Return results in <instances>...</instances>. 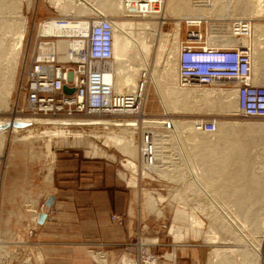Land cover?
<instances>
[{"label": "bare ground", "instance_id": "6f19581e", "mask_svg": "<svg viewBox=\"0 0 264 264\" xmlns=\"http://www.w3.org/2000/svg\"><path fill=\"white\" fill-rule=\"evenodd\" d=\"M49 1L58 11L66 12L67 14H64L62 17L51 18L50 20L44 21L41 24L39 34L40 36L58 38L55 43L58 52L61 54V59L64 60L69 58L70 49H78L84 45L86 41L85 38L89 35L91 30V18L101 16L113 20L115 26L114 59L110 68L109 66L107 68L108 71L106 77L111 74L109 69L113 71L115 61L117 68H123V72H121V74L119 73V76L112 77V81L116 78V84L113 83L114 91L116 93H123L132 96V102L136 104L135 110H132L134 114L139 113V102L142 98L140 95L143 92L142 90L144 86L148 84V82H151L154 85L167 114L176 113L178 108L184 109V106H186V103L189 102L191 97L199 93H202L205 97H208L212 93L219 95L218 99L209 100L210 103H212L211 106H213L215 110L226 111L229 113L232 111H239L237 90L234 86H231L229 80L220 79L214 81L212 84L214 85L218 81H223L222 83H225L227 89L189 88L182 87L177 82L178 51L179 39H181L182 22H193L194 20L192 19L199 18L198 16H231L208 17L209 19H229L230 22L225 24L228 30L219 37L215 31L209 30L207 34V43L220 46H233L238 42H241L244 45L249 46L252 54L253 83L256 85H264V23L260 22L263 21L262 18H264V0H100V3H98L97 0ZM30 2V0L29 3L27 2L29 7L31 6ZM20 3L21 0H0V101L4 98L3 104L8 107L12 100L15 88L16 74L18 72L28 26V17L21 13V4L23 2ZM233 6L234 8L239 6V9L236 8L238 10L234 9L237 12H234L233 9L231 10ZM225 7L226 9L223 10H226L227 12L220 13L222 8ZM120 12H125V14H129V16L139 14H144L143 16H145L146 14L149 15L151 13L159 16L160 23H162L163 20H166L169 16L180 17L179 22H175L173 44L171 45V49L168 50L169 52L167 55L165 52L169 40L168 33H161V31L160 41L159 34L156 31L151 32L152 26H157V23L151 24L147 22L121 21L109 17L110 14H119ZM72 13H74L73 16ZM87 14L90 16H88L86 20ZM185 16H187V18H185ZM246 16H248V18ZM242 18L251 21V36L238 38L233 33L231 34L229 29L232 27V20ZM202 19H204V17ZM158 41H160V43ZM157 42L159 43L156 48V50L158 49L157 62L160 65V62H163L161 78H158L157 76V68L154 69V71L151 64V54L153 52V45L151 43L156 45ZM50 43L52 46H49L48 49L53 53L59 54L56 51V46H54V41ZM50 43L44 44L47 45ZM42 51L43 49L41 47V54L42 56H45ZM50 54L51 53H49V55ZM8 66H10L11 69H8ZM7 69L8 73L9 70L11 71V76L9 75V79H5L4 82V80H2V77H4L3 74H5L3 73V70L6 71ZM113 74H115L114 71ZM5 78H7V76ZM2 82H4V84ZM190 87L206 86L194 85ZM145 95L147 94L144 91V99ZM128 116L132 115H122L119 118L116 116H106L101 114L86 117L41 118L30 116L31 118H23L27 116H15L13 119H0V162L4 157L3 148L5 144V133L7 130H12L18 135L24 133L34 135L36 137H32L40 139L45 136L50 138L55 137L56 131H53L55 128H63L67 131L80 130L82 132L86 130V128H94L97 130L102 127L108 130H105L108 134L109 132H114L112 136L116 138L117 143L120 144L122 150L134 154L135 147L131 144V139H135L138 129H143L145 133L148 132L152 136L153 147L157 152L155 154L156 163L161 165L162 163L160 162H165V165H163L167 167V161L170 160V165L172 166L173 171H178L175 174L180 173L178 175L183 177V181L184 177L188 178V185H184L186 187L183 189L184 192H194V196L195 193L197 195H203L206 204L204 202L202 204L205 206L207 205L206 207H208V211L210 209L209 212H206V216H210L209 218H211V220H209L211 221L210 224L213 228H210V234H204V237H207V239L204 238V240L206 239V241L209 240L211 242H216V234L219 232L221 234V236H219L221 241L234 240L246 244L247 251L244 250L240 252L237 257L235 255L231 257L223 251H220L219 248L214 249V259L216 258V260L208 258L206 263L258 264L259 260L258 262H253L254 260H252L258 258L261 259L260 264H262L263 249L261 238L264 236V214H262L264 212L259 210L263 206L257 205L253 200L260 196L264 197V179H262L264 174L249 171L253 167L255 161L249 148L264 146V126H261V124L257 126V124L256 126L251 127H240L238 122H217V129L212 133H208L200 129L201 124L205 121L183 122L177 121L169 115L165 119H149L145 116H141L137 119L108 120L123 119ZM135 116L136 115H133L132 117ZM36 125L43 127V129L33 128ZM198 134H200L201 137L196 139ZM185 136L190 143V146L188 147L185 145ZM34 138L31 139L34 140ZM111 139L113 140V138ZM29 143H32V140ZM141 148L142 146L140 145V151ZM53 160L55 161V155ZM140 161L142 164L141 159ZM124 165L126 168L136 170V165L133 161H124ZM151 165L152 164L148 163L145 165L143 163L142 167L149 171ZM164 166L161 165V168H159L161 169V172L166 173V171H163L167 170ZM157 167L158 166H156V168ZM53 168V164L49 165L47 168L48 181H52ZM143 168L141 169L144 173ZM146 174L151 175L150 173ZM122 177L126 180V174H123ZM175 177L174 179H177L176 181H178L179 179L177 176ZM170 179L172 180V177ZM207 184H209L211 188ZM147 193V197L144 200L145 206L160 215L162 212L161 209L158 208V202L155 196L149 192ZM223 197L224 202H221L220 199ZM225 203H228V207L230 208L234 207L236 211H229ZM257 206L260 208L256 210ZM45 208H48V206ZM253 208L255 211H250ZM183 209H176V216L181 217L184 221H188L192 228L193 236L197 239L198 235L201 234V231L196 229V227L200 228L203 224L193 216L189 218L185 217L184 212L182 211ZM205 211H207V209H205ZM40 214L41 212L39 211L37 222ZM235 214L240 217L242 216L240 220H242L243 216H247V220H251V225H256L255 233L258 231L260 233L259 235H261L260 239L256 236L259 240L249 234L245 229L244 223L239 222ZM251 225L248 223V226ZM173 228V232L177 233L180 231L178 228H175V225ZM153 241L156 240L153 239L148 242ZM90 253L91 255H100V258L105 259V261H103L104 264H110L108 259L105 258V254L101 251H92ZM0 255L4 260L3 262L8 261L9 258L13 257V253L7 249L2 241H0ZM165 255L168 258L175 259L177 262L176 256H171V254L168 253H165ZM133 258L134 257L130 255L126 256L124 259L125 262L122 260L121 264L122 262L123 264H129L133 261Z\"/></svg>", "mask_w": 264, "mask_h": 264}, {"label": "rangeland", "instance_id": "374dc122", "mask_svg": "<svg viewBox=\"0 0 264 264\" xmlns=\"http://www.w3.org/2000/svg\"><path fill=\"white\" fill-rule=\"evenodd\" d=\"M30 1H31L30 7L28 6L29 0H23V1L21 0V3L22 2L23 3L22 4L20 3L22 6L21 13H23L24 15L28 17L27 32L25 34L20 64H19L18 72L16 74V82H15V88H14L13 95H12V100L8 107V106H5V104H3L4 98L3 100L1 99L2 101H0V119H3V118L13 119L15 116L20 117V115L19 116L14 115V111H13L15 107V103L18 98V88L20 85V79H21L24 68L26 66L28 67L32 57L34 55H37L40 52V47L38 46L39 42L41 40L42 41L54 40V46H56L55 42L58 40L57 37H52L53 39H43V38L38 39V37L40 36L39 30H40L41 24L46 20H50L51 18L62 17L64 14H67L66 12H60L56 8H54L49 0H30ZM97 2L100 3L101 1L97 0ZM236 8L239 9V6H236L235 8L233 6L231 10L232 9L234 10ZM223 9H226V7L222 8V10ZM222 10L220 13L227 12L226 10L225 11L224 10L222 11ZM234 12L236 11L234 10ZM73 14L74 13H72V16ZM142 15L144 14H139V16H142ZM149 15L146 14L145 16L147 17L144 20L127 19L129 15L125 14V12L124 13L120 12L119 14H110L109 17H112V18H115L121 21H133V22H142V23L147 22L151 24L157 23L156 24L157 26H154V27L152 26L151 32L156 31L159 34L160 41H161V34H160L161 31H162L161 33L169 34L168 46L165 52V54L167 55V53L169 52L168 50L171 49V45L173 44V35H174L173 32L175 28V22H179L180 17H177V16L170 17L169 16L168 18H166V20H163L162 23H160L159 21L160 18L158 15H154V14H151L150 16ZM88 16L90 15L87 14L86 20ZM218 16L226 17L227 15L226 16L218 15ZM218 16L203 15V16H198V17H201V18L204 17V19H209L208 17L213 18V17H218ZM246 17L248 18V16ZM185 18H187V16H185ZM262 19L263 21H260V22L264 23V18ZM189 28L190 27H188V25H186L185 22H182V30H181L182 40L186 39L187 31ZM204 28L205 27H203L202 30H204ZM160 41L158 42L160 43ZM158 42L156 43V45L151 43L153 45V48H152L153 52L151 54V64H152L153 70L157 68L156 70L157 76L158 78H161V70H162L163 62H160L161 65L157 62L158 49L156 50V48H157V45H159ZM49 46H52V44L50 43L47 45L45 44L41 45L43 49L42 51L43 54L49 55V53H52V51L48 49ZM56 51L58 52L57 46H56ZM58 55L61 59V54L59 53ZM61 60H64V59H61ZM114 65H113V71L115 72V74L112 73V77H115V76L117 77L119 76V73L121 74V72H123L122 70L123 68L122 67L121 68L119 67L120 69L117 68L116 61ZM10 66H8V69H11ZM8 69L6 71L3 70V73L5 74H3L4 77H2V80H4V82H5V79L8 80L9 79L8 77L11 76V71L9 70V73L7 72ZM5 75L7 76V78H5L6 77ZM108 78H111L110 74L107 75V79ZM115 79L113 83H115ZM4 82L2 83L4 84ZM222 82L223 81H218L216 82V84L208 85L206 87H189V88H199V89L226 88L227 89V87H225L226 86L225 83L223 84ZM142 91L143 92L140 95L142 96V98L140 99V102H139V105H140L139 113L136 114L135 117H132L133 116L132 115V116H128L123 119H108V120L112 121V120L137 119L138 117H141V116H145L149 119H165L169 115L173 119L177 121H183V122H204L205 120H212V121H215L216 123L217 122L218 123L219 122L220 123L222 122H230V123L236 122L237 123L238 122V124H240V127H245V126L251 127V126H256L257 124H258L257 126H259V124H261V126H264V118L245 117V116H242L238 110L237 112L232 111L231 113L226 112V111L215 110L213 106H211L212 103H210L209 100L218 99V96H219L218 94L212 93L208 97H205L204 95H202V93L201 94L199 93L200 95L197 94L191 97L189 102L186 103V106H184V109L178 108L176 110V113L167 114L164 110L163 104L161 103L160 97L154 85L151 82H148V84L144 86ZM144 91L147 94L145 95V99L143 96ZM31 117L27 116L23 118H31ZM33 117L49 118V117H44V116H33ZM33 128L43 129V127L39 125H36ZM216 129H217V125H216ZM105 130L106 129L102 127H100L97 130L94 128H91V129L86 128V130H84V131H87L88 133H90L91 131H93V133H96L98 136L97 139L92 136H83L82 138H73V137L72 138L70 137L50 138L48 136H45L44 138L38 139V138H34L36 137L34 135H29L26 133L18 135V134H15L14 131L12 130L6 131L5 144L3 148L4 157L2 158L0 162V229H1L0 241L5 242L6 245L9 246L7 249H9L13 253L14 257L9 258L8 261L3 262L4 260L2 256L0 255V264H8V263L10 264L11 262L12 264H21V262H23L25 255L20 254V251H26V249H23V250L19 249L13 246L14 244H9L8 241H14L18 239L23 240V239H28V238L23 233L17 232L16 234L14 231L15 230L14 226L21 225L22 227H25L24 229H28L27 228L28 225H31V224L33 225L37 223V215L39 212L37 211V208L39 209L42 207L44 209L46 207V201L49 199V197L47 198L48 193L47 194L45 193V180L49 179L47 177V173H48L47 168L49 167V165H52V163H54L53 166L55 165V168H54L53 175L55 179V186H57V182H56L57 165L59 164L61 160H63V157H70V156L80 157V158H84V159L91 160V161H96L97 166H99L102 171V175L109 173L110 171H112L114 174L116 173L118 178L122 181V187L124 186L126 189H128L129 191L131 190L136 194V201H135L136 208L140 210L141 219H139L140 221L136 229L134 243L138 240L139 236L137 233L140 230L139 229V227H141L140 225L145 224L146 226L144 228V231H146V233H144L142 237L146 239L147 241H152L153 239H157L158 238L157 234L160 233L162 238H165L169 242L191 243L194 245H200V246L207 248L205 250L208 253L206 260H208V258L214 259V249H217V248H219L220 251H223L225 254L231 257L234 255L237 257L240 252L244 250L247 251V247L245 246L246 244L244 242L234 241V240L232 241L226 240L227 242L224 240L221 241V238L219 237L221 236V234L219 232L216 234L217 236V239L215 238L216 242H211L209 240H208L209 242L206 241L207 237H204V236L207 233L211 232V229H213L210 224L211 222L210 221L211 218H209L210 216H206L207 215L206 212H209L210 209L208 211V207H206L207 205L205 206L204 204H202L203 202L206 204V201L204 200L203 195H200V194L197 195L195 193V196H194L193 194L194 192L193 193H187L186 191L184 192L183 190L185 187L184 185L185 184L188 185L187 183L188 178L184 177V181H183V177H180L178 175L180 173L175 174L178 171L177 170L176 172L173 171V168L170 165V160L167 161V164H166L168 165L167 167L164 166L165 162L164 163L160 162L162 163L161 164L162 166L167 168V170H163L164 172L166 171V173L161 172V169H160L161 165H158L156 161L153 162V164L149 167L150 169L149 171L145 170L142 167V164L140 163L141 162L140 161L141 159L140 139H141V134L143 132V129L142 130L138 129L136 132L135 139H131V144H133V146L135 147L134 154H131V153H128L122 150L120 148V144L117 143L116 138L112 136L114 132L112 133L109 132V134L111 133L109 135L108 132H106L108 130L106 131ZM53 131H56L61 134L63 132L74 133L80 130L67 131L66 129H63V128H55ZM106 133L108 134V136ZM29 137L34 138V140ZM110 137L113 138V140ZM200 137L201 135L198 134L196 139H199ZM30 139L32 140V143H29L31 142ZM77 139H86V140L83 141V140H77ZM184 141L186 143L185 144L186 147L190 146V143L188 142V139L186 138V136L184 137ZM93 144H98V147H99L97 157H93L94 159L89 158L90 156H87V153L85 151L86 148H88L87 150H90ZM249 150L255 160L253 167L249 171L253 173L259 172V173L264 174V146L263 147L262 146L251 147L249 148ZM156 153L157 152L155 151V154ZM54 155H55V161L53 160ZM128 160L133 161L135 163L136 170L125 167L124 161L127 162ZM156 166H158L157 168L159 167L160 168L157 169ZM141 168L144 169V173ZM118 172L120 176L118 175ZM145 172L150 173L151 175H148ZM123 174H126V180L123 179L122 177ZM170 175L172 177V180L170 179L171 178ZM175 176H177V178L179 179L178 181H176L177 179H174ZM262 179H264V177H262ZM207 185L209 186V184ZM147 192L155 196L158 202V208L161 209V212H162L160 215L157 212L155 211L153 212L151 209L145 206L144 200L147 197V194H148ZM220 200L221 202H224V197L221 198ZM253 202H255L257 205H262L263 207H261V209L259 210L261 212H264V197L260 196L259 198L253 200ZM225 204L228 207V203H225ZM38 205L39 207H37ZM178 208L180 209L184 208L182 211L184 212L185 217L189 218L193 216L203 224V226L200 228L196 227V229L201 231L200 232L201 234L198 235L197 239L194 238L192 230H191L192 228L189 225L188 221L187 220L184 221L181 219V217L176 216L177 215L176 209ZM258 208L260 207L257 206L256 210ZM205 209H207V211H205ZM228 209L231 212L236 211L234 207L233 208L228 207ZM250 211H255V209L253 208ZM114 216L121 217L123 219L121 223H125L124 222L125 218H127V216L122 217L119 215H112V219H114ZM235 216L237 217V220L239 222L244 223L245 229L249 232V234H251V236L252 235L254 237L258 236L260 239V236H261L259 235L260 233L258 231L257 233H255L256 225L255 226L253 224L251 225V220L248 221L247 216L245 217L243 216L244 219L242 218V220H240L242 216L240 217V216H237L236 214ZM140 222H142V224H140ZM248 223L251 226H248ZM174 225H175V228H178L180 230L179 232L176 233L172 231V228ZM153 229H156V231L158 230L159 232H154ZM214 231H217V230H214ZM204 238L206 239L204 240ZM259 239L257 238V240ZM261 240H262L261 245L263 249L262 250L263 251L262 264H264V236L263 238H261ZM161 245L162 243L160 242V245L158 246H161ZM90 249L91 250L96 249L98 252L100 251L106 252L104 251V249L100 247L90 248ZM173 251L174 249L171 247V249L165 250L163 253H168V254H171V256H175V253ZM133 254L134 253L130 252L128 256L129 255L131 256ZM94 256L98 260H100L102 264H104L103 261H105V259L100 258V255L99 256L94 255ZM126 256L127 255H124V257H121L120 264H121V261L126 258ZM214 260H216V258ZM252 260H254L253 262H258L259 260L258 264L261 263V259L254 258Z\"/></svg>", "mask_w": 264, "mask_h": 264}, {"label": "built area", "instance_id": "2783aa9c", "mask_svg": "<svg viewBox=\"0 0 264 264\" xmlns=\"http://www.w3.org/2000/svg\"><path fill=\"white\" fill-rule=\"evenodd\" d=\"M186 23L190 27L186 39H179L178 79L182 87L212 85L214 81L229 80L237 90L239 113L245 117L264 118V85L253 83L252 54L249 46L238 42L233 46L207 43L208 31L213 30L218 37L227 27L229 19L193 18ZM92 26L86 41L78 49L69 50V58L59 59L57 53L42 56L41 45L54 40L40 41V52L34 55L22 72L18 88V98L14 115L44 117H86L92 115L116 116L136 115V104L132 96L116 93L112 81L106 73L114 59V22L97 16L91 18ZM230 33L238 38L251 36V21L242 18L231 21ZM204 30H202V28ZM53 39L39 36L38 39ZM74 39V38H73ZM74 89L66 93L64 88ZM200 129L212 133L216 122L205 120ZM142 164L156 161L155 148L150 133L141 134ZM45 207V206H43ZM43 210V209H42ZM114 219L122 222L121 217ZM142 224V222H140ZM136 251L129 264H177L175 259L166 257L150 248L160 245L159 238L148 242L142 236L145 224L140 225ZM107 255V252H104ZM21 264H33L32 256L26 255Z\"/></svg>", "mask_w": 264, "mask_h": 264}, {"label": "crops", "instance_id": "0c3cea01", "mask_svg": "<svg viewBox=\"0 0 264 264\" xmlns=\"http://www.w3.org/2000/svg\"><path fill=\"white\" fill-rule=\"evenodd\" d=\"M83 136L98 138L93 131L55 134V137ZM87 149L85 151L89 158L97 157L98 144H93L90 150ZM56 173L57 186L53 174L52 181L45 180L47 198L55 197L53 206L44 210L42 207L37 208V211L47 214L45 222L28 225V229L21 225L14 226L16 234L23 233L28 239L8 243L19 249H26L20 251V254L32 256L33 264H102L90 253L97 251L90 248L99 247L107 252L105 256L110 264H120L121 257L128 256L130 252L134 253L136 247L133 243L141 213L136 208V194L122 187V181L117 174L110 171L102 175L96 161L72 156L63 157L57 165ZM112 215L127 218L125 223H121L112 219ZM153 231L159 232L156 229ZM157 236L162 245L151 247L152 251L163 253L172 247L177 264L206 263V247L169 242L160 233ZM3 244L6 245L5 242Z\"/></svg>", "mask_w": 264, "mask_h": 264}, {"label": "water", "instance_id": "95a60500", "mask_svg": "<svg viewBox=\"0 0 264 264\" xmlns=\"http://www.w3.org/2000/svg\"><path fill=\"white\" fill-rule=\"evenodd\" d=\"M64 91H65L66 93H72V92L74 91V89H70V88H68V87H65V88H64ZM54 199H55L54 196H52V197L50 196L49 199L46 201V206H48V207H52V206H53V201H54ZM46 217H47V214H46V213H41V214L39 215L38 223L43 224V223L45 222Z\"/></svg>", "mask_w": 264, "mask_h": 264}, {"label": "flooded vegetation", "instance_id": "af4514ba", "mask_svg": "<svg viewBox=\"0 0 264 264\" xmlns=\"http://www.w3.org/2000/svg\"><path fill=\"white\" fill-rule=\"evenodd\" d=\"M127 15H129V14H127ZM146 17L145 16H139V15H130V16H128L127 17V19H142V20H144Z\"/></svg>", "mask_w": 264, "mask_h": 264}]
</instances>
